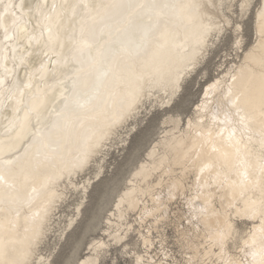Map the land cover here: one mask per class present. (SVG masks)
Masks as SVG:
<instances>
[{
    "label": "bare ground",
    "instance_id": "obj_1",
    "mask_svg": "<svg viewBox=\"0 0 264 264\" xmlns=\"http://www.w3.org/2000/svg\"><path fill=\"white\" fill-rule=\"evenodd\" d=\"M85 2L89 7L77 8L73 14L71 5L79 0H0V175L5 178L0 181V264H37L33 261L38 260L39 246L50 233L70 189L81 194V201L75 207L76 215L60 230V238L74 227L90 187L103 172L102 162L112 151V142L119 138L105 136L131 112V118L119 125L127 128L152 98L162 107L169 106L175 98H166L170 81L203 47V41L212 48L205 29L216 18L206 7L207 0ZM164 5H170L168 11ZM137 17L138 23L134 22ZM158 17L166 21L162 27H158ZM176 19L180 23L168 28ZM258 23L254 14V44L234 69L208 86L186 126L182 128L181 120L173 116L164 121L170 127L135 170L107 218L110 240L92 244L80 264H102L111 242L127 249L132 227H128L127 218L131 213L140 212L141 224L151 223L150 232L168 219L170 203L188 192V211L179 216L180 223L182 219L188 223L179 241L187 251V264L189 258L192 264H223L229 258L244 256L240 251L245 248L244 241L261 225L258 217L250 220L235 214L244 200L258 201L264 188L259 108L248 131L242 130L235 115L230 123L222 121L230 110L225 103L229 89L233 98L240 96V107L245 110L249 95L258 98L264 81V40ZM237 39L241 45V34ZM84 41L88 47L83 46ZM148 42L153 46L146 53ZM111 47L114 51L106 59H94ZM129 47L134 57H126ZM155 51L158 57L152 61L148 55ZM144 55L152 61L145 60L146 69L138 63ZM126 67L136 76L125 71ZM190 75L182 77V84ZM102 83L108 87L100 93ZM76 97L87 103L81 107L75 103ZM33 98H38V107L29 111ZM206 101V108L201 107ZM233 128L235 137L230 140ZM97 143L105 146L97 149ZM85 152L93 153L90 166L96 163L97 172L78 183L84 171H76L74 166ZM209 162L212 168L201 173L200 168ZM25 164L31 166L30 172ZM226 223L232 225L233 233L222 257L218 249L210 247L208 237ZM8 235L12 237L8 239ZM141 236L144 246H153L151 236ZM133 254V264L137 259L158 264L136 249ZM39 256L38 264L49 263V258ZM247 261L260 264V257L253 261L248 255Z\"/></svg>",
    "mask_w": 264,
    "mask_h": 264
},
{
    "label": "rangeland",
    "instance_id": "obj_2",
    "mask_svg": "<svg viewBox=\"0 0 264 264\" xmlns=\"http://www.w3.org/2000/svg\"><path fill=\"white\" fill-rule=\"evenodd\" d=\"M174 5H180V3H174ZM168 7L164 11H168ZM254 14V12L248 13L241 23L242 30L240 34L243 37V42L238 50L233 49L227 55L221 51L219 55H215L210 59L206 58L200 66L203 69V74L190 75L182 84L179 96L175 97L169 106L162 107L159 101L156 102L155 98H152L151 101L146 102L141 113L135 119L129 121L127 133L131 129L133 131L124 134L123 140H126L125 143L123 141L116 143L115 141L119 140V138L112 142V151L108 154V158L106 157L105 161L102 162L103 172L99 179H96L90 187L81 215L76 218L74 227L60 238V230L68 225L70 218L76 215L75 207L81 201V194L70 189L66 202L64 201L60 204L55 220L52 222L50 233L39 246L37 252L38 260L33 261L34 263H39V255H41L45 259L49 258V263L44 262L42 264H80L81 260L89 254L92 244L100 239L110 240L107 233V218L110 217L115 209L119 197L129 186L135 170L148 159L147 156L150 150L164 136V131L170 127V125L164 124V121L169 116L179 118L181 127L184 128L188 120L195 116V111L201 104L208 86L224 76L229 69H234L240 63L244 52L255 42ZM21 18L23 19V15H21ZM138 21H140V18L137 17L134 22L138 23ZM156 21H160L158 27H162L166 23L160 17ZM178 23H180V19L172 21L168 28H173ZM158 27L156 28L158 29ZM150 41H154V39H150ZM149 44L146 47V53H148V48L153 46L152 43ZM136 49L138 48L136 47ZM211 50L215 51L214 48H211ZM112 51H114V47H111L109 51L100 57L99 53H97L94 59H106ZM120 51H124L122 53L125 54L127 50L122 48ZM131 52L132 49L129 47V55L125 54L126 57H134V53ZM148 57L154 61L158 57V52L155 51ZM148 57L144 55L138 61L144 69L148 67L144 66L145 60L152 62ZM124 70L131 72L134 77L136 76V73L130 67H126ZM84 81L86 79L81 82V85ZM106 87L108 85L102 83L100 85V93ZM124 129H121V131L123 132ZM49 144L54 146L51 139ZM96 165V163H92L89 169L81 173L76 181L79 183L86 178L94 177L97 172ZM24 166L27 172H30L28 167L31 166L29 164ZM20 183L22 182L20 181ZM190 195L191 193L188 192L184 197L182 196L172 201L168 209V219L161 223L157 229H151L150 232L148 230L151 223L141 224L140 212L131 213L127 218L128 227L132 226L127 239L129 246L125 249L121 244L116 245L111 242L109 252L103 256L102 264H133V252L135 249L141 256L148 254L158 264H181V261L187 264V251L185 252L181 248L179 241L182 239L181 231L188 228V223L185 219H182L180 223L179 216L188 211L185 199L187 200ZM141 234L151 236L153 246H144ZM10 237L12 235H8V239ZM162 239L165 242H162ZM126 251L127 253H125Z\"/></svg>",
    "mask_w": 264,
    "mask_h": 264
},
{
    "label": "snow or ice",
    "instance_id": "obj_3",
    "mask_svg": "<svg viewBox=\"0 0 264 264\" xmlns=\"http://www.w3.org/2000/svg\"><path fill=\"white\" fill-rule=\"evenodd\" d=\"M129 7H152L156 8L155 4H129ZM73 14L77 8L87 9L89 5L85 2V0H79V3L71 5ZM167 7V5H164ZM206 7L213 12V15L216 19L211 22V26L205 29V34L211 36L212 48L215 51H212L209 48L206 41H203V47H200L197 54H195L192 58H190L185 67L181 69L175 76L174 79L170 81V93H166V98L178 97L180 91L182 89V77L189 74H203V69L200 67L201 61L205 58H211L215 55H219L221 51L224 52L225 55L231 53L233 49H239L240 43L237 37L241 33V23L245 19L246 15L250 12H254L258 19V30L259 36L262 40H264V0H207ZM84 47H88L86 41L82 42ZM242 54V53H241ZM234 79V78H233ZM3 81L0 80V84ZM207 95V94H206ZM240 96H236L233 98L231 89L226 97L225 103L229 106V111L224 113V121L222 123H230L232 115H235L238 120L236 121L242 128L243 131L249 130V125L253 121L254 113L259 108L260 113V125H261V134L264 136V81L261 83V87L259 89L258 98L255 94H251L248 96L246 100L247 110L240 107L239 104ZM32 107L29 108V111H35L38 107V98H33ZM75 103L83 106L87 101L81 100L79 97L76 98ZM207 101L201 107L206 108ZM132 106H130L131 108ZM231 109H235L234 113ZM219 111V108L217 109ZM132 113L130 112L127 117H122L121 120L114 126V128L110 131L109 134L105 136V139H114L115 137H119V140L115 141L116 143H120L123 141L124 134L127 133L128 129L125 128L123 132L119 125L123 124L124 119H130ZM236 129L233 128L229 132V139L235 137ZM238 143V141H237ZM103 143H97L96 148L100 149L104 147ZM217 149H213L216 151ZM92 152H85L80 157L77 158L76 165L74 166V170L76 171H86L90 167ZM212 163H205L203 167L200 168V172L204 173L205 170H210L212 168ZM72 172L69 171V177H71ZM4 176L0 175V181H4ZM82 188H86V186L82 185ZM231 207H235L231 205ZM237 217L247 218V219H256L257 217L260 219L261 225L257 232H253L252 235L244 241L245 248L240 249L241 252H244V256L239 259L229 258L223 262V264H252V262L247 261V256L251 255L253 261L256 260V257H260V264H264V188H261V198L257 201L254 199H246L242 202V206L236 208L235 212ZM231 214H229L230 216ZM233 233V228L230 223H226L225 227H221L213 231L208 239L210 242L211 248H216L219 250V255L223 257L225 253V248L227 247ZM247 249V251H246ZM136 264H150L146 259H137ZM181 264H184L181 261ZM189 264H192L191 258H189ZM197 264H200L197 261ZM204 264H208L207 261ZM215 264V262H213Z\"/></svg>",
    "mask_w": 264,
    "mask_h": 264
}]
</instances>
